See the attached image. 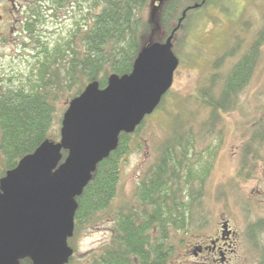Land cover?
Returning a JSON list of instances; mask_svg holds the SVG:
<instances>
[{
	"label": "rangeland",
	"instance_id": "374dc122",
	"mask_svg": "<svg viewBox=\"0 0 264 264\" xmlns=\"http://www.w3.org/2000/svg\"><path fill=\"white\" fill-rule=\"evenodd\" d=\"M90 1L40 0L43 20L35 23L33 39L27 32L0 38V75L14 72L17 79L26 77L36 37L49 43L65 38L76 24L90 21ZM199 2L178 0L171 30L186 7L199 5L185 12L175 31L173 51L179 64L172 85L129 138V151L120 159L117 189L109 205L68 239L74 253L67 264H91L111 244L116 213L127 212L131 206L142 208L137 183L155 167L161 146L178 138L187 150H177L174 160L181 161V166L168 175L176 183L172 191L185 201L186 208H180L178 218L166 225L165 236L155 224L152 234L166 253V264H264V145L251 139L264 119V40L257 48L249 79L233 102L225 109L212 107L227 73L250 50L263 28L264 0H210L202 6ZM1 3L6 0H0V14L4 15ZM160 4L153 10V0H149L147 18L159 19ZM159 27L156 36L162 39L152 37V41H163L169 35ZM74 89L58 95L51 140L59 138L62 114ZM186 165L194 171L188 172ZM144 209L149 210V205ZM224 219L235 230L234 245L225 250L226 261L211 262L208 251L193 255V245L212 236Z\"/></svg>",
	"mask_w": 264,
	"mask_h": 264
},
{
	"label": "trees",
	"instance_id": "16d2710c",
	"mask_svg": "<svg viewBox=\"0 0 264 264\" xmlns=\"http://www.w3.org/2000/svg\"><path fill=\"white\" fill-rule=\"evenodd\" d=\"M199 1L202 6L210 0ZM90 2L91 13L87 10L90 21L79 24L81 26L76 24L65 38L49 43L41 41L39 36L34 37L35 43L31 46L34 49V52L31 50L33 61L26 77L17 79L14 72L0 75V177L43 140L53 137L49 133L60 93L75 86L70 99L90 81L96 80L100 87H104L110 73H128L140 48L151 42L152 37L162 39L156 36L157 25L170 33V19L178 7V0H165L159 7V19L153 20L145 13L149 0ZM83 18L86 20L87 16ZM42 20L43 15L35 12V17L27 23L31 39L37 30L35 23ZM263 40L264 25L252 43L251 51L244 54L227 73L220 97L213 102V109H225L233 102L251 75L257 48ZM172 48L174 50V45ZM147 116L133 132L120 133L117 147L97 164L90 181L75 198L74 230L90 223L115 196L120 159L129 151V138L137 133ZM178 139L161 146L155 167L137 183L142 208L131 206L127 212L116 213L111 244L105 246L91 264H166V253L162 245L155 244L152 234L155 224L165 236L163 229L178 218L180 208H186L185 201H180V196L172 191L176 183L169 181L168 175L181 166V161L174 160L177 150L181 147L184 153L187 150ZM251 139L264 145V119L256 125ZM61 152L64 157L66 151ZM186 168L188 172L194 171L191 166L186 165ZM145 205H149V210L144 209ZM20 263L31 264V261L24 258Z\"/></svg>",
	"mask_w": 264,
	"mask_h": 264
},
{
	"label": "water",
	"instance_id": "95a60500",
	"mask_svg": "<svg viewBox=\"0 0 264 264\" xmlns=\"http://www.w3.org/2000/svg\"><path fill=\"white\" fill-rule=\"evenodd\" d=\"M163 1L153 0L152 9ZM198 5L182 11L165 40L143 45L128 73H110L104 87L88 82L68 101L59 138H46L0 177V264L69 261L75 198L117 147L120 133L133 132L171 87L179 64L174 33L186 10Z\"/></svg>",
	"mask_w": 264,
	"mask_h": 264
},
{
	"label": "flooded vegetation",
	"instance_id": "af4514ba",
	"mask_svg": "<svg viewBox=\"0 0 264 264\" xmlns=\"http://www.w3.org/2000/svg\"><path fill=\"white\" fill-rule=\"evenodd\" d=\"M35 1L33 5L29 0H6V4L1 3L4 15L0 14V22H2V24H0V38L4 37L7 33H11L12 36H20L23 35L24 32L29 33L26 29L27 23L32 17H35V12L41 13L40 0ZM13 39H15V37ZM223 224H226L227 229H223ZM234 235L235 230L232 228V225L224 219L221 221L220 225L216 227L212 236L205 239L206 241L194 244L190 251L193 255H199L202 252L208 251L209 255L207 257L210 258L211 262L218 260L222 263L226 261L225 250H227V247L234 245ZM230 250H232V248Z\"/></svg>",
	"mask_w": 264,
	"mask_h": 264
}]
</instances>
